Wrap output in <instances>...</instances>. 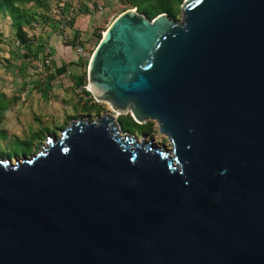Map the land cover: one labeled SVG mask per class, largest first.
I'll list each match as a JSON object with an SVG mask.
<instances>
[{"label":"water","instance_id":"95a60500","mask_svg":"<svg viewBox=\"0 0 264 264\" xmlns=\"http://www.w3.org/2000/svg\"><path fill=\"white\" fill-rule=\"evenodd\" d=\"M119 14L87 67L98 103L155 121H72L0 157V264H264V0Z\"/></svg>","mask_w":264,"mask_h":264},{"label":"rangeland","instance_id":"374dc122","mask_svg":"<svg viewBox=\"0 0 264 264\" xmlns=\"http://www.w3.org/2000/svg\"><path fill=\"white\" fill-rule=\"evenodd\" d=\"M83 0H76L81 2ZM142 1L145 0H115L113 4L108 6L107 10H100L98 17L93 19L94 25L92 30L86 34L84 46L88 52H91L98 41V35L102 36L112 21L125 9H137L134 4L139 6L140 13L142 8L146 6ZM42 3L31 2L24 9L30 15V24L26 27V32L30 40L36 38L34 29L38 26L39 30H46L50 27L59 13L60 0H42ZM156 2V0H152ZM180 10L176 11V20H181ZM138 10V11H139ZM78 11V10H77ZM104 11V12H103ZM103 12V13H101ZM95 13L96 10H95ZM34 42V40H33ZM25 46L19 42L12 19L0 13V157L11 160L12 164L22 160L26 155L28 158L46 147L48 137L59 138L62 131L72 122L78 119L89 118L94 120L102 117L105 112L112 113L116 116V121L121 129L122 135L126 133L135 135L141 141L145 139L147 142L153 141L160 147H170V142L166 135L159 131V127L155 121H148L140 128L133 124L132 116L121 115L114 112L107 103H98L97 107H92L87 101L91 100L81 92L71 93L69 96L56 98L58 102L55 109L47 116L32 113L31 108L34 106L22 101V90L19 87V81L14 79L8 80L12 76L15 79L20 76L21 64L26 63L25 70L31 71L33 66L30 53L25 52ZM32 57V56H31ZM24 92L29 90L24 89ZM26 92V93H27ZM96 102V101H95ZM150 124V127L145 126ZM140 125V124H139ZM128 131V132H127ZM26 142H31L33 149L29 151ZM25 149L28 153H25Z\"/></svg>","mask_w":264,"mask_h":264},{"label":"crops","instance_id":"0c3cea01","mask_svg":"<svg viewBox=\"0 0 264 264\" xmlns=\"http://www.w3.org/2000/svg\"><path fill=\"white\" fill-rule=\"evenodd\" d=\"M115 0H83L82 9H78L71 16L70 34L84 45L86 34L96 27L93 19L98 17V8L102 7L107 10L108 6L113 4ZM76 0H60V6H71ZM95 10L97 13H95ZM104 12V11H103ZM101 12V13H103ZM56 20L46 30H39L38 26L34 29L36 38L31 40L28 46H25V52L30 53L33 68L31 71L25 70L26 63L21 64L20 76L16 79L12 76L8 78L14 79V84L18 80L19 87L22 90V101L34 106L31 108L32 113H36L47 117L56 104V98L69 96L71 93L81 92L84 86L77 87V83L84 80L85 87L87 80V58H81L76 52L74 40L65 39L63 33H58L55 29ZM44 46H50L53 55L54 72L51 74L42 73L35 69L34 63L38 58L43 57ZM29 90L24 92L23 90Z\"/></svg>","mask_w":264,"mask_h":264},{"label":"trees","instance_id":"16d2710c","mask_svg":"<svg viewBox=\"0 0 264 264\" xmlns=\"http://www.w3.org/2000/svg\"><path fill=\"white\" fill-rule=\"evenodd\" d=\"M41 1L42 0H0V13H2L3 15L9 16L12 19V24H13V27L15 29V33L17 35V38L19 39V42L22 43L23 45H27L31 42V40L29 39L28 34L25 30L26 27L30 24V18L31 17L26 12L24 7L31 2H37V3L41 4L42 3ZM184 1L185 0H156V2L153 3L152 0H145L142 2L146 6H144V8H142L141 13L145 14L150 19L155 18L156 16H158L161 13H168L172 18L176 19V11L180 10L178 5L183 4ZM139 6L142 7V4L140 3ZM139 6H137L136 4L133 5V7L137 8V10H139ZM125 10H127V9H125ZM125 10H123L122 12H124ZM139 12H140V10H139ZM56 22H57V20H56ZM72 24L73 23L68 22V27H69L70 31H72L71 30L72 28L70 27V25H72ZM101 39H102V34L100 33L98 35L97 44L95 45L93 50L90 52L91 56H92L95 48L100 43ZM73 45L75 46V42ZM89 61H90V59L87 60V67L89 65ZM84 84H85V82L83 80V81H81V83H77V87L84 86V88L82 89V93L91 99V100H88L87 102L89 104H91L92 107L93 106L97 107V102H95L92 94L85 89ZM132 122L137 127H140V128L144 127V125L137 124L134 121V119H132ZM145 126H147V128H148V126L150 127V124L145 125ZM26 144H27L26 146L28 147L29 151H32L31 150V148L33 149L32 143L26 142ZM29 151L25 149V153H28Z\"/></svg>","mask_w":264,"mask_h":264},{"label":"built area","instance_id":"2783aa9c","mask_svg":"<svg viewBox=\"0 0 264 264\" xmlns=\"http://www.w3.org/2000/svg\"><path fill=\"white\" fill-rule=\"evenodd\" d=\"M59 13L57 14L56 31L58 33H63L65 39H71L75 42V49L79 57L90 59L91 53L87 51L84 45L80 44L78 39H75L71 34L68 27V22L71 21V16L79 9H82L83 4L81 2H75L71 6L62 5L60 6ZM99 7V11L102 10ZM43 57L35 60V69L42 72L51 74L54 72L53 55L50 46H44Z\"/></svg>","mask_w":264,"mask_h":264}]
</instances>
